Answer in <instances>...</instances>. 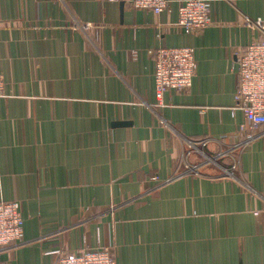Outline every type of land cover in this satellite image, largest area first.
<instances>
[{"label": "crops", "instance_id": "1", "mask_svg": "<svg viewBox=\"0 0 264 264\" xmlns=\"http://www.w3.org/2000/svg\"><path fill=\"white\" fill-rule=\"evenodd\" d=\"M181 1L0 0V201L25 221L0 264L110 244L116 264H264V123L234 109L264 0H209L193 32ZM177 45L197 74L160 100L154 56Z\"/></svg>", "mask_w": 264, "mask_h": 264}, {"label": "built area", "instance_id": "2", "mask_svg": "<svg viewBox=\"0 0 264 264\" xmlns=\"http://www.w3.org/2000/svg\"><path fill=\"white\" fill-rule=\"evenodd\" d=\"M124 2L135 9H150L160 15L168 8L171 0H105ZM234 3L238 0H227ZM209 0H182L179 7L178 24L188 32L200 31L211 23ZM234 61L238 84L234 109L244 112L251 121V130L264 123V36L243 47ZM156 91L160 100L169 89L186 90L192 87L197 74L198 61L195 47L177 45L161 47L154 56ZM5 79L0 76V102L6 95ZM249 138L254 137L248 133ZM191 146H195L191 142ZM159 180L158 176H153ZM25 221L22 206L16 200L0 201V248L23 241ZM56 264H116L114 245L88 247L79 252H65L56 248Z\"/></svg>", "mask_w": 264, "mask_h": 264}, {"label": "water", "instance_id": "3", "mask_svg": "<svg viewBox=\"0 0 264 264\" xmlns=\"http://www.w3.org/2000/svg\"><path fill=\"white\" fill-rule=\"evenodd\" d=\"M122 4H125L124 2H122Z\"/></svg>", "mask_w": 264, "mask_h": 264}]
</instances>
